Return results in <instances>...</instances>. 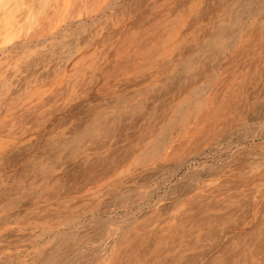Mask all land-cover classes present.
<instances>
[{
	"label": "rangeland",
	"instance_id": "rangeland-1",
	"mask_svg": "<svg viewBox=\"0 0 264 264\" xmlns=\"http://www.w3.org/2000/svg\"><path fill=\"white\" fill-rule=\"evenodd\" d=\"M45 263L264 264V0H0V264Z\"/></svg>",
	"mask_w": 264,
	"mask_h": 264
},
{
	"label": "bare ground",
	"instance_id": "bare-ground-1",
	"mask_svg": "<svg viewBox=\"0 0 264 264\" xmlns=\"http://www.w3.org/2000/svg\"><path fill=\"white\" fill-rule=\"evenodd\" d=\"M212 46L216 44V40H212L210 43ZM45 264H50V263H45Z\"/></svg>",
	"mask_w": 264,
	"mask_h": 264
}]
</instances>
